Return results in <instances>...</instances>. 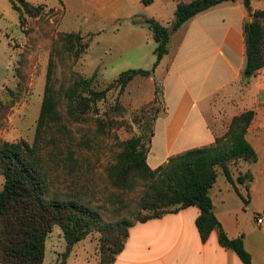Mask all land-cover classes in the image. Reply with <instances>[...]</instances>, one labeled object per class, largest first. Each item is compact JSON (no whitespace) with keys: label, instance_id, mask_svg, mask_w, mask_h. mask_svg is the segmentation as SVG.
I'll return each mask as SVG.
<instances>
[{"label":"trees","instance_id":"obj_1","mask_svg":"<svg viewBox=\"0 0 264 264\" xmlns=\"http://www.w3.org/2000/svg\"><path fill=\"white\" fill-rule=\"evenodd\" d=\"M228 1L236 0L180 3L170 28L153 19L142 18L157 43L153 70L122 72L103 91H97L92 86L95 75L77 78L67 86L55 87L52 70L49 69L34 145L25 141L3 142L0 145V175L4 177L0 190V264H44L46 241L55 226L61 227L66 241V251L60 264H65L73 247L93 231L100 233L99 263L112 264L124 249L131 226L188 207L200 210L196 225L203 242L213 231H217L222 247L234 251L244 264H253L244 247L243 237L230 239L227 236L213 212L209 195L217 179L218 167L234 184L228 164L239 159L257 161L256 152L245 137L253 118L252 111L235 117L229 131L218 137L213 145L190 149L156 169L148 165L149 149L144 137L126 141L116 162L106 169L111 188L108 205L113 209L111 222L105 218V215L111 217L107 214L108 205H94L81 192L59 189L51 184L37 147L50 125L64 126L65 118L74 124L84 123L88 112L96 109L112 88H118L123 93L135 77H150L168 53L172 32L197 14ZM143 2L151 4V0ZM242 2L253 18V22L245 24V76L251 77L264 69V10L252 12L251 0ZM13 6L20 12L21 18L24 14L33 16V12L40 8L27 0H16ZM63 41L76 59L89 47L80 33L66 34ZM158 94L156 90L153 103H157ZM97 126L99 130L103 129L104 122L97 120ZM153 135L152 130L147 142L151 143ZM243 181L242 177L238 178L239 183ZM130 194H134L135 199L127 198Z\"/></svg>","mask_w":264,"mask_h":264},{"label":"crops","instance_id":"obj_2","mask_svg":"<svg viewBox=\"0 0 264 264\" xmlns=\"http://www.w3.org/2000/svg\"><path fill=\"white\" fill-rule=\"evenodd\" d=\"M59 1L65 31L75 25L77 29L70 32L98 36L118 31V26L147 27L142 18L170 28L178 5L193 0H151L145 7L143 0ZM251 9L264 10V0H251ZM252 19L242 0L228 1L197 14L171 33L168 53L150 76L162 85L166 111L154 123L147 162L156 169L190 149L211 146L229 131L235 117L252 111L245 137L257 161L230 162L234 184L218 167L209 195L227 236H242L252 263L264 264V225L256 222V215L264 212V69L245 76V24ZM175 93L180 98L174 106ZM154 96L155 91L151 99ZM199 215L197 207H188L136 223L112 264H244L234 251L220 245L217 231L202 241L196 225ZM70 255L65 264L71 263Z\"/></svg>","mask_w":264,"mask_h":264},{"label":"rangeland","instance_id":"obj_3","mask_svg":"<svg viewBox=\"0 0 264 264\" xmlns=\"http://www.w3.org/2000/svg\"><path fill=\"white\" fill-rule=\"evenodd\" d=\"M29 1L40 8L33 16L24 14L21 18L13 6L16 0H0V145L20 141L34 145L49 69L55 87L95 75L92 86L103 91L122 72L152 71L156 61L157 43L152 32L137 23L118 26V31L107 30L98 36L80 33L89 47L76 59L63 37L77 34L70 32L77 28L73 25L67 28L70 31H65L62 2ZM92 25L82 30L85 32ZM161 86L158 80L137 76L123 93L118 88L108 91L96 109L88 112L86 122L74 124L65 118L64 126L46 128L37 147L51 184L81 192L94 205H108L111 188L106 169L116 162L124 143L132 138L144 137L146 148H150L147 139L154 130L156 118L166 111ZM156 90L158 101L153 103L155 96L151 97ZM179 98V93H175L174 106ZM99 119L104 122L100 130ZM3 182L4 177L0 175V190ZM135 197L130 194L127 198ZM106 209L111 217L105 215V218L111 222L113 209L109 205ZM99 250L100 233L93 231L73 247L70 264H99ZM65 251L63 231L55 226L46 241L44 264H60Z\"/></svg>","mask_w":264,"mask_h":264},{"label":"built area","instance_id":"obj_4","mask_svg":"<svg viewBox=\"0 0 264 264\" xmlns=\"http://www.w3.org/2000/svg\"><path fill=\"white\" fill-rule=\"evenodd\" d=\"M256 222L258 225H264V212L256 215Z\"/></svg>","mask_w":264,"mask_h":264},{"label":"water","instance_id":"obj_5","mask_svg":"<svg viewBox=\"0 0 264 264\" xmlns=\"http://www.w3.org/2000/svg\"><path fill=\"white\" fill-rule=\"evenodd\" d=\"M252 20H253V19H252ZM252 20H251V21H252Z\"/></svg>","mask_w":264,"mask_h":264}]
</instances>
